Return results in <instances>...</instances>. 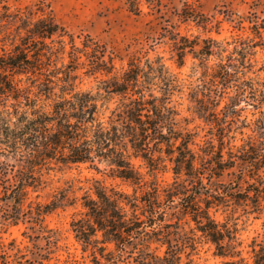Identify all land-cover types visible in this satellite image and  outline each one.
<instances>
[{"label": "trees", "instance_id": "16d2710c", "mask_svg": "<svg viewBox=\"0 0 264 264\" xmlns=\"http://www.w3.org/2000/svg\"><path fill=\"white\" fill-rule=\"evenodd\" d=\"M127 1L132 12H142V0ZM190 8L187 4L182 15H193ZM6 21L14 22L20 42L0 53V105L13 100L20 108L38 101L39 108L19 130L4 126L9 151L19 154L28 168L14 171L0 159V200L21 202L30 173L43 170L54 159L70 163L108 158L118 176L132 183L133 191L96 185L94 195L84 196L86 214L73 219L72 225L77 239L91 250L92 264H196L199 232L214 243L217 254L229 257L224 264H242L243 241L237 228L220 223L212 208L230 198L264 210V110L254 121L244 114L248 106L257 107L264 100V90L259 93L248 75L253 63L247 56L257 42L240 38L244 41L237 44L236 53L219 58L213 66L210 56L224 50L217 39H204L197 52L205 88L195 96V111L208 130L200 136L201 125L180 124V112L171 104L173 88L159 95L145 85L147 74L140 60L131 58L120 73L115 53L105 43L88 34L77 45L75 36L41 5L19 8ZM176 46L183 64L189 45ZM79 68L124 97L111 126L99 118L97 96L76 89L77 74L72 72ZM26 79L31 84H25ZM42 96L51 101L50 111L44 109L48 104H39ZM245 127L251 133L244 132ZM134 158H142L148 172L137 167ZM169 163L174 178L162 184L156 171ZM226 171L235 173V179L222 183V191H213V179ZM169 212L172 218L167 217ZM10 217L0 218V264H15L7 259L2 236ZM185 217L194 225H188ZM253 262L264 264L263 242L253 246ZM16 264L31 263L20 258Z\"/></svg>", "mask_w": 264, "mask_h": 264}, {"label": "rangeland", "instance_id": "374dc122", "mask_svg": "<svg viewBox=\"0 0 264 264\" xmlns=\"http://www.w3.org/2000/svg\"><path fill=\"white\" fill-rule=\"evenodd\" d=\"M187 4L192 7L193 15L185 17L182 13ZM40 5L75 36L77 45L81 46L88 34L105 43L115 53L120 73L131 58L140 60L147 74L143 77L145 85H150L159 95L173 88L171 104L180 112V124L191 128L201 125L200 136L208 130V125L195 111V96L200 87L205 88L204 69L197 52L205 44L204 39H217L224 50L210 56L213 66L219 58L227 59L228 54L235 52L237 44L240 46L244 41L240 38L257 42L247 56L253 63L248 75L259 93L264 90V0H159L154 3L142 0L139 14L130 10L127 0H0V53L11 51L20 42L16 40L14 22L6 19L10 20L11 14L19 8ZM64 38L69 51V37ZM176 43L194 45L186 48L183 64H179ZM62 61L60 58V65ZM65 62H69L68 54ZM72 73L77 74L74 81L77 90L91 91L97 96L99 118L104 125L111 126L113 113L119 110L124 97L106 90L101 79L86 73L85 68ZM25 84L31 83L26 79ZM13 102L9 100L6 106L0 105V159L14 166V171L24 167L27 170L20 155L9 151V139L3 130L7 125L19 130L27 119L36 116L33 112L39 105L37 101V104L17 108ZM50 102L42 96L39 104H48L44 109L50 111ZM260 110H264V100L257 107L248 106L244 114L254 121L261 116ZM251 131L249 127L244 128V132ZM236 134L241 143V134L239 131ZM134 163L148 172L142 158H134ZM115 169L110 159L97 157L94 161L70 163L54 159L43 170L31 172L28 182L31 181L21 202H15V198L0 200V218L11 216L2 233L7 259L15 264L20 258L31 264H92L91 250L85 249L75 236L72 221L86 214L84 196L94 195L96 185L133 191L132 183L118 176ZM156 172L162 184L173 181L170 163ZM234 179L235 173L226 171L223 176L214 178L210 186L213 191H222V183ZM171 212L168 218L173 217ZM212 212L220 223L228 222L237 228L243 241L245 260L242 264H254L253 246L264 243V210H255L249 204L235 203L229 198L215 204ZM187 218L183 220L193 226L194 222ZM198 234L199 243L194 251L196 264H224L229 259L217 254L214 243Z\"/></svg>", "mask_w": 264, "mask_h": 264}]
</instances>
